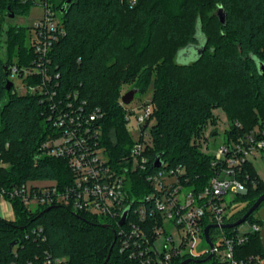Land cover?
I'll return each instance as SVG.
<instances>
[{
    "label": "trees",
    "instance_id": "1",
    "mask_svg": "<svg viewBox=\"0 0 264 264\" xmlns=\"http://www.w3.org/2000/svg\"><path fill=\"white\" fill-rule=\"evenodd\" d=\"M65 1L51 0L61 15L64 35L50 51L47 69L52 81L48 86L59 95L75 91L82 116L98 114L94 125L110 161L128 158L133 145L119 102L121 87L132 83L143 94L153 85L156 123L146 151V168L134 171L129 220L139 222L134 207L151 191L145 176L162 169L155 166L158 157L168 167H184L181 182L198 189L217 173L218 168L212 166L215 157L202 150L209 127L218 125L216 109L222 108L233 120V126L225 129L227 143L245 137L256 126L264 128V75L259 69L264 63V0H72L61 13ZM0 5L8 16V6L16 14L35 4L0 0ZM220 7L226 14L225 25L216 14ZM208 19L215 23V39ZM27 33L26 28L9 27L5 45L0 37V190L29 181H54L64 190L74 178L67 158L50 157L42 149L54 132L48 120L49 98L40 93L21 94L15 86L6 89L9 66L30 67L35 59ZM198 45L204 49L201 56L189 63L177 61L182 50ZM219 69L227 76L222 81L216 75ZM25 82L36 84L41 78L29 76ZM242 89L247 97L239 100L236 96ZM111 128L116 129L115 145ZM244 173L249 175L248 192L239 195L242 207L230 212L227 223L240 219L264 193V181L250 160ZM10 202L15 219L0 217L1 264L14 259L13 242L21 245L18 260L22 264L39 249L66 258L67 264H103L112 249L107 264H138L120 252L122 227L117 219H102L64 204L51 205L47 212L43 211L49 206H42L34 212L21 198ZM149 213L148 209V217ZM247 221L261 223L253 215ZM38 227L46 241L27 239V232ZM215 232L210 231L211 235ZM242 248L249 255L264 257L260 233L252 234ZM206 264L220 263L212 259Z\"/></svg>",
    "mask_w": 264,
    "mask_h": 264
},
{
    "label": "built area",
    "instance_id": "2",
    "mask_svg": "<svg viewBox=\"0 0 264 264\" xmlns=\"http://www.w3.org/2000/svg\"><path fill=\"white\" fill-rule=\"evenodd\" d=\"M23 1L44 5L45 17L36 22L30 33L29 47L35 55L32 66L10 65L8 80L13 82V86L16 79L22 81L23 92L15 86L21 94L40 93L49 98L48 120L54 132L42 144V149L50 157L67 158L74 178L64 190H60L55 182L44 187L28 186L26 183L12 190L1 189L0 201L11 204L10 199L18 197L30 209L35 205L40 208L64 204L119 222L124 211L131 209L134 203L129 194L134 171H139V167L146 168L148 163L146 151L152 144L149 120L153 109L147 106L143 108V114L135 115L139 138L133 143L130 156L117 162L110 161L100 146V134L94 125L98 114L93 112L89 117L82 116L79 112L82 105L76 102L78 94L75 91L59 95L48 86L52 81L47 69L50 51L64 35L59 11L51 0ZM29 76L41 78V82L28 84L25 80ZM125 120L130 123L131 114H125ZM260 151H264V128L224 143L216 153H211L215 157L212 166L218 168L217 173L200 189L181 182V176L186 172L182 166L168 167L163 164L161 170L147 174L145 182L151 186V191L140 197L134 207L139 222L129 220V214L127 222L120 225V252L138 264H173L182 257L202 259L211 251L213 259L220 264H264V257L249 255L242 248L252 234L261 232L263 223H250L247 229L238 226L228 234H225L224 228H211L210 231L216 230L212 235L210 233L213 249L208 245L207 249L196 251V247L205 242V227L225 224L230 215L231 201L236 195L248 192L249 175L244 173V165ZM227 195L232 196L231 201L227 200ZM170 228H174V234L168 231ZM220 234L223 238L217 245L213 237L217 238ZM26 238L34 242L46 241L41 227L31 229ZM20 246L19 243L13 246L14 259L9 264H22L18 260ZM67 261L66 258L53 256L47 249H39L26 264H67Z\"/></svg>",
    "mask_w": 264,
    "mask_h": 264
},
{
    "label": "rangeland",
    "instance_id": "3",
    "mask_svg": "<svg viewBox=\"0 0 264 264\" xmlns=\"http://www.w3.org/2000/svg\"><path fill=\"white\" fill-rule=\"evenodd\" d=\"M45 7L41 3L35 4L30 6L27 11H18L14 17H9L6 15V12L1 8L0 5V26H2V32H0V37L2 38L3 45H5V38H6V30L9 27H23L28 30L27 33V45L30 46V38L31 34L30 31L32 32L34 29V26L38 20H41L45 17ZM58 16L61 18L60 13H58ZM207 24L210 27V33L213 35V38L215 39L216 36H218V32L216 31L215 23L212 21L207 20ZM2 33V36H1ZM33 36V35H32ZM1 40V39H0ZM177 61L179 63H189L191 62V58H182L181 56H178ZM202 69V68H201ZM218 76L219 80L225 79L227 76L225 72L221 69L216 74ZM15 86L16 88L19 89V92H23L25 87L22 84V81L20 79L15 80ZM135 85L132 83L129 84H124L121 87L120 91V105H122V110L124 111L125 114H131L132 121L130 123H127V127L129 129L130 136L133 139V143L139 138V125L135 121V115H141L143 114V108L150 106L151 109H153L154 113V104L152 101V94H153V85H151L146 93H136L133 101L130 104H124L122 102V96L134 89ZM239 100H242L246 98V91H239L238 95ZM123 103V104H122ZM134 111V112H133ZM215 114L218 117V125L217 126H210L208 131L206 132L207 141L203 142L202 144V150L211 154V153H216L218 150V147L222 146L224 143H226L227 138L225 135V129L228 127L233 126V120H230L227 117V114L224 112L222 108H218L215 110ZM150 124L153 126L156 123V118L154 114L150 118ZM239 123L236 122V126H238ZM216 127V130H214ZM259 129L257 126L254 128V130ZM111 142L115 145L117 143V134H116V129L111 128ZM211 132L215 133V135L211 134ZM211 134V135H210ZM261 152V151H260ZM251 160L255 166V168L258 170L260 175L262 176V180H264V160L260 158H254L251 156ZM7 165V164H4ZM28 186H38V187H44L47 185L54 184V181H29ZM239 195H236L235 199L232 200L231 195H227L226 198L228 201H231L230 203V208L229 211L232 212V210L237 209L242 207V202L239 200ZM238 198V199H237ZM237 199V200H236ZM10 204V203H9ZM5 205L2 210H0V216L2 217V214L5 219L10 220L11 218H14V210L12 205ZM31 209L36 212L39 208L37 206L31 207ZM2 211V212H1ZM227 223V222H226ZM250 221H246L243 224H241L238 228L242 229H247L250 227ZM168 231L172 234L175 233L174 228L168 229ZM220 233V232H218ZM225 234H228V232L225 230ZM223 236L220 234L219 236L213 237V240L215 244L219 245L220 241L222 240ZM208 248V245L203 242L201 245L196 247V251H202ZM188 259V258H187Z\"/></svg>",
    "mask_w": 264,
    "mask_h": 264
},
{
    "label": "water",
    "instance_id": "4",
    "mask_svg": "<svg viewBox=\"0 0 264 264\" xmlns=\"http://www.w3.org/2000/svg\"><path fill=\"white\" fill-rule=\"evenodd\" d=\"M72 0H66L65 3L63 4V6L60 9V12L63 13L67 7V5L71 2ZM8 16L9 17H14L15 13L12 11L11 7L8 6ZM217 16L219 17L221 23H223L224 25L226 24V14L223 10L222 7H220L217 12H216ZM204 49L201 45L198 46H194V47H189L186 48L184 50H182L179 54V56H181L182 58H187L191 60H195L197 59V57L201 56L203 53ZM5 69L7 70V67H5ZM259 69L262 72V74L264 75V63H260L259 65ZM13 87V82L10 80H7L6 83V89L9 91L11 90V88ZM139 90L137 88L132 89L131 91H129L128 93H126L125 95L122 96V102L124 104H130L134 97L135 94L138 93ZM213 135H215V133H213ZM163 165V162L161 160V157H158L155 161V166L156 167H161ZM264 203V193L262 195H260L257 200L253 203V205L248 209V211L237 221L232 222V223H225L222 225H208L205 227V243L207 245L210 246L211 250L213 249V243L211 241V237H210V229L211 228H224V229H232L235 227L240 226L241 224H243L244 222L247 221V219L253 215L254 219L263 223V227L262 230L260 232V238H261V242L264 248V205L261 206ZM52 208V206L47 207L43 212H47L48 210H50ZM129 211L130 208L126 209L119 221V225H124L127 222L128 216H129ZM104 227H107V225H103ZM16 242H13L11 244V246H14ZM111 251L107 257V259L105 260V262L103 264H107L110 255H111ZM214 257V253L213 251H211V253L208 255V257L204 258V259H193V258H188L183 260L180 264H189V263H195V264H201L203 262H207V261H211Z\"/></svg>",
    "mask_w": 264,
    "mask_h": 264
},
{
    "label": "crops",
    "instance_id": "5",
    "mask_svg": "<svg viewBox=\"0 0 264 264\" xmlns=\"http://www.w3.org/2000/svg\"><path fill=\"white\" fill-rule=\"evenodd\" d=\"M252 157H254V158H260V159H263L264 160V151H261V152H258V153H256L255 155H253ZM250 162L253 164V162H252V160H251V157H250ZM253 166H254V164H253ZM254 168H255V166H254ZM256 169V168H255ZM256 171H257V173H258V175L262 178V176L260 175V173L258 172V170L256 169ZM263 179V178H262ZM264 181V180H263ZM9 203L8 202H6V201H3V200H1L0 201V210H2L1 208H3V206H5V205H8ZM10 205V204H9ZM2 212V211H1ZM15 216V215H14ZM13 216V217H14ZM1 217V216H0ZM2 218H4V216H3V214H2ZM11 219H13V218H11Z\"/></svg>",
    "mask_w": 264,
    "mask_h": 264
},
{
    "label": "flooded vegetation",
    "instance_id": "6",
    "mask_svg": "<svg viewBox=\"0 0 264 264\" xmlns=\"http://www.w3.org/2000/svg\"><path fill=\"white\" fill-rule=\"evenodd\" d=\"M264 205V203L261 205V206H263ZM204 259V258H203ZM208 262V261H207ZM207 262H203V263H201V264H206Z\"/></svg>",
    "mask_w": 264,
    "mask_h": 264
}]
</instances>
